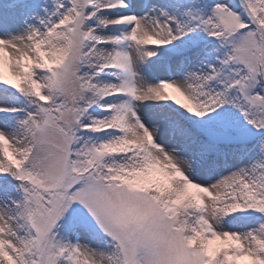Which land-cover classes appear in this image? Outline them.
I'll use <instances>...</instances> for the list:
<instances>
[{"label":"snow or ice","instance_id":"6c2138e0","mask_svg":"<svg viewBox=\"0 0 264 264\" xmlns=\"http://www.w3.org/2000/svg\"><path fill=\"white\" fill-rule=\"evenodd\" d=\"M0 264H264V0H0Z\"/></svg>","mask_w":264,"mask_h":264},{"label":"rangeland","instance_id":"374dc122","mask_svg":"<svg viewBox=\"0 0 264 264\" xmlns=\"http://www.w3.org/2000/svg\"><path fill=\"white\" fill-rule=\"evenodd\" d=\"M169 91L171 92L172 90H169ZM176 95H177V97H178L179 99L183 100V98H182V97H179L178 94H176Z\"/></svg>","mask_w":264,"mask_h":264}]
</instances>
